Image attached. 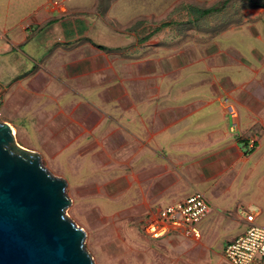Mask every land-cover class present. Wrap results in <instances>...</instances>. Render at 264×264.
Wrapping results in <instances>:
<instances>
[{"label":"rangeland","instance_id":"374dc122","mask_svg":"<svg viewBox=\"0 0 264 264\" xmlns=\"http://www.w3.org/2000/svg\"><path fill=\"white\" fill-rule=\"evenodd\" d=\"M95 1L65 23L68 41L43 58L38 34L43 59L0 79V120L65 179L66 214L94 264H230L240 209L264 225V0ZM206 7L217 10L195 15ZM193 189L211 204L199 236L142 233L158 206Z\"/></svg>","mask_w":264,"mask_h":264},{"label":"water","instance_id":"95a60500","mask_svg":"<svg viewBox=\"0 0 264 264\" xmlns=\"http://www.w3.org/2000/svg\"><path fill=\"white\" fill-rule=\"evenodd\" d=\"M65 186L0 120V264H94Z\"/></svg>","mask_w":264,"mask_h":264},{"label":"crops","instance_id":"0c3cea01","mask_svg":"<svg viewBox=\"0 0 264 264\" xmlns=\"http://www.w3.org/2000/svg\"><path fill=\"white\" fill-rule=\"evenodd\" d=\"M95 3V0H0V79L14 78L28 72L33 65L47 55L50 47L63 45L62 43L68 41L70 36L67 34L69 27L65 23L71 20L72 15L73 19H77V15L86 13L88 7L96 6ZM40 33L44 38L43 46L47 48V51L42 53V59L36 60L35 55L38 50L35 47L34 39ZM79 35L77 34L75 37ZM238 35L242 37V35ZM258 37L264 43V35L261 34ZM258 52L261 54L260 60L264 62V53L260 51V48ZM26 61L29 65L33 63L32 66L27 65V68H22L21 65ZM241 78L238 75V84L235 89L239 94L250 95L252 92L249 85L247 84L248 88L244 86L246 82ZM2 81L0 80L1 84ZM239 108L241 111L251 110L243 102H239ZM160 121L158 119L157 122ZM237 146L240 150H244L243 145L237 144ZM239 233L232 235L227 241Z\"/></svg>","mask_w":264,"mask_h":264},{"label":"built area","instance_id":"2783aa9c","mask_svg":"<svg viewBox=\"0 0 264 264\" xmlns=\"http://www.w3.org/2000/svg\"><path fill=\"white\" fill-rule=\"evenodd\" d=\"M222 102L234 128L237 108L227 96ZM248 147H253V142H249ZM210 207L204 192L195 189L185 198L158 206L143 222L141 231L152 238L166 236L171 231L199 236L195 223L206 216ZM257 216L258 211L240 209L239 217L244 228L223 247V255L230 264H264V225L256 221Z\"/></svg>","mask_w":264,"mask_h":264},{"label":"trees","instance_id":"16d2710c","mask_svg":"<svg viewBox=\"0 0 264 264\" xmlns=\"http://www.w3.org/2000/svg\"><path fill=\"white\" fill-rule=\"evenodd\" d=\"M224 2H227V0H224ZM223 2V3H224ZM215 10H217L216 7H206V8H194L195 11V15L197 17H202L205 15L210 14L211 12H214ZM99 48H105V46L98 44L97 45Z\"/></svg>","mask_w":264,"mask_h":264}]
</instances>
